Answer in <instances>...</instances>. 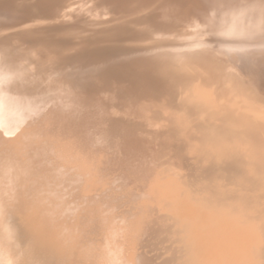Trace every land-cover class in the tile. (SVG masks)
Returning a JSON list of instances; mask_svg holds the SVG:
<instances>
[{
	"label": "bare ground",
	"instance_id": "obj_1",
	"mask_svg": "<svg viewBox=\"0 0 264 264\" xmlns=\"http://www.w3.org/2000/svg\"><path fill=\"white\" fill-rule=\"evenodd\" d=\"M30 1L0 0V264H19L21 261L24 264H61L60 259L63 262L67 261L65 264H154L153 255L148 252L147 243L153 231L161 232L163 226L158 215L159 204L155 205L156 201L153 202V200H156L155 196H151L154 198H151L154 203L152 207L148 204L149 202H144L146 201L143 200L144 196H142L143 199L140 198L142 192L134 194L131 189L126 190L130 195L124 191L127 194L124 197L126 199L124 202H122V198L125 195L122 196L121 191L120 193L114 192L105 195L103 198L105 201L101 202L100 205L103 204L104 207L108 208V215H110L106 218V228L117 232L121 229L120 227H124L122 230L137 232V237L132 238L133 242L137 239L135 244L137 247L135 252L133 251L134 253L132 252L126 257L124 255L125 259H121L117 246L105 252L103 244L98 245L99 247L93 245L95 242L92 240H97L93 232V228H96V226L92 227L89 219L93 220L97 216H94L93 219L90 218L91 215L97 213L92 211L95 209L92 204L94 205L96 202L93 203L92 200L93 195L96 196L94 194L96 191L91 195L92 179H86V170L81 169V165L71 163L72 161L68 157H71V155L67 153V150L70 149L69 145L74 146L72 147L73 152H77L78 144H76L75 139L79 137L84 144L81 145L82 149L95 167V162L99 158L98 152L102 149H97L93 153L92 150H89L93 138L101 144L103 142L109 147L111 145L115 147V143L119 139L131 134L135 135L136 140L139 136L141 140L139 144L146 146V142H148L149 146L152 145V148L148 147V159L153 162L152 165L149 160L151 171L152 168H156L154 170L156 172L155 177L160 175L162 178V163L175 164L178 162L179 157L171 155L170 150H168L171 142L170 124L167 120L163 121L155 118L154 109L158 108V103L153 98H149V95L147 96L150 91H156V86L159 83L153 65L156 62H153L154 57L148 55L147 52L150 50H143L140 47L143 43L141 40L143 35L148 32H150L149 35L159 36L158 38H161L162 42H167L169 45V47L164 45V47L167 46L168 50L165 52V56L163 54L161 57L164 66H177L180 69L181 65L187 64L188 68H184L185 70L194 67L199 68L201 74L208 76L207 80L209 78L215 82L218 81V84L220 82V85L224 88V91L222 90L223 94L226 92L236 94L250 107L264 105V0H66L64 6H61L58 1H51L53 4L49 5L46 13L44 12L45 17L41 15L42 18L34 23L22 24L27 13H30ZM126 8H134L137 9L136 11H148L146 12L149 13L146 15H149L147 28L135 27L131 35L120 37L113 43L106 41L109 38L94 39V41L88 42L87 39L81 36L89 33L83 31H97L98 29L96 27L95 30H91L90 25L81 24L86 15L92 14L98 17L126 16L128 15L125 14ZM124 27H127V25L124 24V26L116 28L115 35L118 36L121 32H123L122 34L128 32ZM73 34H77L79 37L67 39L68 36ZM140 40L141 44L138 42ZM57 41L59 43L54 46L53 43ZM149 41L151 40L149 39ZM150 48L152 49V47ZM163 64L160 63L161 66ZM193 72L195 71L193 70ZM171 81L174 82V80ZM61 105L69 111H72V109L78 110L79 108L83 113L69 115V111L68 113L60 111L59 107ZM94 105L102 106V113L94 110L96 109ZM244 110L246 111V109ZM244 110L242 112L238 111L237 118L242 123L248 124ZM53 111L60 112L57 120L52 118ZM226 113L232 115L230 111ZM66 115L68 116L66 117ZM71 118L72 120H70ZM60 119L66 121L61 123ZM241 122H239L240 125ZM256 125L254 122L255 129L251 131L252 142L264 159V125ZM200 130L198 129V131ZM119 135H121V138L117 137ZM143 136H146V138ZM217 136H219V133ZM129 137L131 136L129 135ZM122 140L118 142L121 144L124 141ZM129 140L130 138L126 142H129ZM130 141L135 146L134 141ZM136 142L138 144V140ZM126 144L125 146H128ZM136 146L138 147V145ZM131 149L134 150V147ZM108 153H111V151L109 150ZM118 153L122 155L123 152ZM130 153L127 156H130ZM99 154L101 156V153ZM127 156L122 157L126 158ZM108 157L112 158L109 154ZM100 159L103 160V158ZM112 160L110 159L111 162H113ZM121 160L124 161L122 158ZM103 162H105V159ZM115 162L117 163V161ZM121 164H124L125 169L126 162H121L119 166ZM115 167L117 168V166ZM148 168L146 169L148 170ZM117 169L119 170V168ZM124 169L121 172L124 173ZM142 172L145 174V170ZM89 174L88 176L91 177ZM105 175L107 174L105 173ZM145 175L144 177H149ZM95 176L97 175L94 174L92 177L95 178ZM164 179L161 180L163 182L161 193H158L161 198L160 203L166 201L163 195L167 194L165 190L168 181L164 182ZM94 180L93 182H95ZM115 180L119 185L120 180L117 177ZM101 182L103 183V181ZM139 183L141 184V181ZM124 185L126 187L127 184ZM102 186H99V188H102ZM144 186L146 185L144 184ZM232 187L235 188V186ZM97 198L99 199V196ZM100 199L102 200V198ZM262 199L261 201H264ZM96 201L99 203L100 200L96 199ZM123 203L127 207L120 209V205L122 206ZM238 206L242 209L240 205ZM197 208L200 209L199 205ZM257 210L259 209L257 208ZM195 211L194 213H196ZM224 211L223 214L212 211L214 214L211 216L206 213L209 215V218L205 219L206 221L199 224V217L196 222L197 225H200L197 228L198 232L196 230L195 234L200 241L198 243L205 242L211 246L207 245L208 250L211 251L209 255L212 257L211 259L208 258L209 262L213 259L218 260L224 255L232 257L237 248V229L239 230L240 222L238 219L240 218L232 210H230V213ZM92 212L94 213L91 214ZM182 212L184 214V208ZM243 213L245 214V212ZM18 216L24 218L25 223L18 220ZM241 216V218H244L242 214ZM249 216L248 218L251 217ZM252 218L255 220V217ZM249 220L251 221V218ZM263 220L260 219L259 222H264ZM255 222H258V218ZM252 223L247 226L250 224L252 226ZM97 224H99V221H97ZM260 225L262 223L259 224V227ZM117 226L118 228H116ZM261 227L258 229H261ZM95 231H98V229ZM262 231L259 234L264 237V229ZM22 234L24 237H22ZM24 241L26 242L25 245L23 244ZM255 243L257 242L255 241ZM101 246L103 248H100ZM254 251V253L258 252L256 249ZM203 252L205 253V251ZM248 252L253 253L252 249ZM243 255L245 256V253ZM260 258L262 257L260 256ZM262 259H260V262ZM171 260V256L166 259L167 262ZM222 260L224 261L223 258ZM251 262L248 261V263ZM239 263L241 262L238 261ZM257 263L259 262L256 261Z\"/></svg>",
	"mask_w": 264,
	"mask_h": 264
},
{
	"label": "rangeland",
	"instance_id": "obj_2",
	"mask_svg": "<svg viewBox=\"0 0 264 264\" xmlns=\"http://www.w3.org/2000/svg\"><path fill=\"white\" fill-rule=\"evenodd\" d=\"M51 1L52 2L58 1V3H61V6L63 4L64 5L66 4V2H65L66 0H31L30 1V6H31L30 7V13H27L26 17L22 21V24L34 23V22L38 21L39 19H41L42 17H45L46 16L45 13H46L47 8L49 7V5L53 4ZM38 7H40V8H38ZM33 9L34 10L36 9V10L34 11ZM136 10L137 9H134V8H132V9L126 8L125 14H128L126 16L125 15H123V16L122 15H114L111 17H100V16L98 17V16H95L92 14L86 15L84 21H82L81 24L90 25L91 30H95L96 27L98 29H97V31H89V30L83 31V32H89V33H86L85 35H81V36H83L85 39H87L88 42L94 41V39L95 40H102L104 38H109V39H111L110 40L111 42L108 41L109 39H106V41L109 43H113L116 41V39H118L120 37H126L127 35H131V32L134 31L133 29H135V27H140L142 29H146L147 28L146 26L148 24L147 19L149 17V15L146 16L147 14H149L146 12H148V11H146V10L145 11L144 10L136 11ZM41 15H42V17H41ZM120 16H122V17L120 18ZM127 16H129V17H127ZM120 19H121V21H120ZM107 21H108V23H107ZM105 23H106V25H105ZM124 24L127 25V27H124V28L129 33L126 32V33L122 34L123 32H121L118 34V36H116L115 35L116 28L118 29V28L122 27V25L124 26ZM116 26H118V27H116ZM146 32H148V31H146ZM148 33H150V32H148ZM148 33H145L143 35V37L141 39L143 43L141 42V40L138 42L142 43V44L140 43L141 44L140 47L143 50H150L149 52H147L148 55H151L154 57L153 62L154 61H156V62H154L153 65L155 66L156 74L158 75L157 80L159 83L156 86V91L155 90L150 91L147 94V96L149 95L148 96L149 98H153L156 101V103H158L157 104L158 108L154 109L155 110V118L161 119L163 121L167 120V122L170 124L169 132H170L171 142L168 146V150H170L169 153L171 155L173 154L176 157H179V160L175 164H173V163L172 164L171 163H168V164L162 163V165H161L162 178L160 175L159 176L156 175V177H155L156 172L154 170L156 168H152V171H151V169L149 167L150 166V163H149L150 159H148V156H149L148 147L152 148V145L149 146L148 142H146V146H147V148H146V146H144L143 144H141V143L139 144V142H141V140H140L138 135L137 136L139 139L137 138V140H138V144H137V142H136L137 140H136L135 135L129 134L131 136V137H129V135L127 134L126 136H124V138H121V135L117 136L118 138H121L119 140L123 139L124 141L122 140L123 142H121V144H120L118 142L119 140L117 141V139H115L117 141V143H115V145H116L115 147L113 145H111V147H109L106 143L104 144L103 142L101 144V142L99 143V141H95L93 138L91 140L92 142H90L91 146H90L89 150L90 151L92 150V153H93V151H95L97 149H100V150L102 149L101 151L98 152L99 158H97V160L95 162V167H94V164L91 162V159L87 158L86 153L84 152V150L81 147V145L83 144V141L79 137H77V139H75L76 144H78V146L76 148L77 152H73L72 147H74V146L69 145L70 149L67 150L68 151L67 153H69V155H71V157L70 156H68V157L72 161L71 163L76 164V165H81L80 168L86 170V173H87V174H85L86 179H89V178H90V180L92 179L91 180L92 181L91 187L94 186V184H95V186L93 188L90 187L91 195L95 191L97 192V193L96 192L94 193V194H96V196L93 195L92 202L98 203V201H96V199L100 200L98 204H96V203H94V205L92 204V207L95 208V209L92 208L93 209L92 211L97 212L98 214L92 212L91 214H93V213L94 214L91 215L90 218L93 219L94 216H96V215H97L96 216L97 218L95 217L93 220L89 219V221L91 223L90 225L92 227L96 226V228L98 229V231H95L97 229L93 228V232L95 234L94 236H96V238L95 237L94 238L97 240L99 238H101V239H99V241H97V240L94 241V239H93L92 241L96 243V244L94 243L93 245H96V246L99 245L100 246V244L101 245L103 244L102 246H104V248L102 246L100 248H103L105 250V252L113 249L114 246H117V248L119 249V252H120L121 259H125V257L129 256V254H131L133 251L135 252V248L137 247L135 245L137 239L134 240V242H133V239H134V237L135 238L137 237V234H136L137 232L135 233L134 231H129V230H125V229L122 230V228H124V227H120L121 229H119V230L117 229L118 231L116 230L119 233L113 232L112 230L107 229L106 228L107 227L106 226V218L110 217V215H108V208L104 207L103 204L100 205L101 202L105 201V200H103L105 195H110L109 193L113 194L114 192L120 193V191L122 193V196L125 195L122 198V202L126 201V199L124 197H126L127 194H125V192L128 193V191H126V190L131 189L134 192V194H136L138 192H142L141 194L138 193L141 195L140 198H142V196H144L145 198L144 199L142 198L143 200H146L144 202L145 203L149 202L148 204L152 205V207H153L154 201H156L155 205L159 204L158 208H160V209H158V212H159L158 215L161 218V221H160L161 225L163 224L162 230H160L161 232L153 231V233L150 235V238L148 237L150 240L147 243V249H149L148 252L151 255H153V263L154 264H214V262H215V264L217 262L219 264H222V262H223V264H225V263L226 264H233V263L238 264V261L241 262L242 264H246V263H248V261L249 262L252 261L251 263H248V264H253V263L256 264V261L259 262L257 264H263L264 263V237H263V235H261L259 233H261V231L264 229V227H261V226H264L263 225L264 222H262V221L259 222V221H260V219H262V220L264 219V218H262V217H264V206H263L264 201H261V198H263L262 200H264V195H263L264 194V183H263V181H264V173H263L264 172V159L262 158L260 152H258L256 150V148L254 147V144L252 142V132L251 131H252V129H255L254 128V122H255V124H257L256 126H261L259 124L264 125V109H263L264 105L262 104L261 106L259 105L257 107H250L246 104V102H244L236 94H232L230 92L229 93L226 92L227 94L226 93L223 94L224 92H222V90L224 91V88L220 85V82L218 84L217 83L218 81L215 82L213 80H210L209 78L207 80L206 78L208 76L201 74V71L199 70V68L194 67V68H191L190 70H185L188 68L187 64L181 65L180 66L181 70L179 68H177V66H171V65L170 66H167V65L164 66V64L161 62L162 61L161 57L163 54L165 56V52H167V50H168L167 46L169 47V45L167 42H162L160 40L161 38L160 39L158 38L159 36H153L152 34L149 35ZM73 35L68 36L67 39H74L76 37H79V35H77V34H73ZM113 35H115V36H113ZM92 38H93V40H92ZM143 38H145V39H143ZM149 39L151 41H149ZM58 43L59 42L57 41L56 43H53V44H54V46H57ZM53 44H51V45H53ZM146 45H148V46H146ZM152 45L154 46V48ZM164 45H167V46L164 47ZM150 47H152V49ZM147 48H150V49H147ZM161 50H163L162 52H164V53H162ZM153 51H155V52H153ZM151 52H152V54H151ZM156 63L159 66H161L160 63L163 65L161 67H159ZM193 70L195 72H193ZM168 74H170V75H168ZM171 80H174V82ZM184 100H185V102H184ZM226 105H227V107H226ZM95 106L96 105H94V108H96V109H94V110H96L98 113L101 112L102 106H99V105H97L96 107ZM224 107L226 109L227 108L228 109L226 110ZM258 107H259V110H258ZM59 109L61 112H64V113H68V111H69L63 105H61L59 107ZM244 109H246V111ZM243 110L246 113V118H247L248 124L242 123L237 118V114L239 112H242ZM229 111L232 112V115H229L226 113ZM79 112H81V110H79V108H78V110L72 109V111H69V115H71V114L74 115L76 113L79 115ZM81 113H83V112H81ZM59 115H60V112L53 111L52 118H56L54 120H57ZM159 115H161V116H159ZM67 116L68 115H66V117ZM70 120H72V118ZM65 121L66 120L60 119L61 123L65 122ZM208 122H210V123H208ZM239 122H241V125L239 124ZM250 124H251V126H250ZM236 125H238V126H236ZM191 127H193V128H191ZM197 128L199 130L201 129L200 130L201 132L198 131ZM218 133H219V136H217ZM127 136L130 138V140H132V142L134 141L133 144L135 146H133L131 144L130 140H129V142H126L127 139H129ZM207 136H208V138H207ZM227 136L228 137L230 136V137L228 138ZM143 137L146 138V136H143ZM124 142H126L127 144ZM221 142H223V143H221ZM125 144L128 146H125ZM129 144H130L131 148L134 147V150L129 147ZM95 145H97V146L95 147ZM136 145H138V147ZM217 145H219V146H217ZM241 145H243V146H241ZM107 147H109V148H107ZM124 147L125 148L127 147L126 150ZM136 147L138 148V151H137ZM185 147H187V148H185ZM209 147H210V150H209ZM105 148H107V149H105ZM206 148H208V149H206ZM211 148H213L214 150L213 149L211 150ZM221 148H223V149H221ZM244 148H245V150H243ZM224 149H225V151H224ZM109 150L111 151V153H108V154L112 158L108 157L107 152H109ZM113 150H115V151H113ZM120 150H123V151H120ZM128 151L131 152L130 153L131 157L127 156V155H129ZM118 152H120V153L123 152V153H122V155H120ZM220 152H221V154H220ZM99 153H101V156ZM112 153H114V154H112ZM228 153H230V154H228ZM124 154L127 156L126 158L122 157V156H125ZM104 155H107V156H104ZM128 157H130V158H128ZM231 157H232V159H231ZM246 157H248V158H246ZM100 158H103V160ZM121 158L124 159V161L126 162L125 169L123 167L125 163L123 165L121 164V166H119L121 162L122 163L124 162L123 160H121ZM104 159H105V162H103ZM107 159H109V160L107 161ZM110 159L111 160L113 159L112 160L113 162H111ZM119 159L121 160V162ZM213 159L216 162H214ZM233 159H235V160H233ZM237 159H239V160H237ZM247 160H248V162L249 161L250 162L249 163L246 162ZM109 161H110V163L108 164ZM115 161H117V163ZM98 162H101V163H98ZM132 162H133V164L130 165V163H132ZM152 165H153V162H152ZM242 165H244V166H242ZM114 166H117V168H119V170L116 167L114 168ZM128 166H132V167H128ZM256 166H260V167H256ZM101 168H103V169H101ZM104 168L106 169V171ZM146 168H148V170ZM97 169H99V170H97ZM122 169H124L123 170L124 173L121 172ZM240 169H241V171H240ZM251 169L252 170L254 169V170L252 171ZM257 169H259V170H257ZM93 170H95V171H93ZM115 170H117V171H115ZM144 170H145L146 175L144 174V172H142ZM100 171H101V173H100ZM250 171H252V172H250ZM109 172H110V174H109ZM126 172H128L127 174H129V175H127ZM105 173L107 175H105ZM225 173H226V175H225ZM88 174L91 175V177L88 176ZM94 174L97 175V176H95V178L92 177V176H94ZM108 174L111 176L109 177ZM168 174L169 175L173 174L174 176L172 175L170 177ZM248 174H249V176H248ZM144 175L149 176V177H144ZM116 177H117V179L120 180L119 185L116 183V180H115ZM158 177H160V178H158ZM100 178H101V180H100ZM103 178H105V179H103ZM174 178H175V180H174ZM244 178H246V179H244ZM138 179L141 181V184L139 183L140 181ZM162 179H164L163 180L164 182L168 181L166 183L168 186H166L165 192L167 191L166 193L169 195H167V194H165L166 196L163 195V198H165V200H166V201H162V203L164 205L162 203H160L161 198L158 196V193H161L160 191H161L162 185H163V182L161 181ZM178 179H179V182H178ZM242 179H243V181H242ZM93 180L95 182H93ZM111 180L114 182H112ZM151 180H154V181H151ZM98 181H100V182H98ZM101 181H103V183ZM137 182L139 183L140 186L142 184L143 185L140 187ZM96 183H98L97 186H96ZM100 183H102L103 186L104 185L105 186L107 185V186L103 187L102 184L100 185ZM111 183H113V184H111ZM123 183L127 184L126 187ZM144 184L146 186H144ZM178 184H179V186H178ZM260 184H262L263 186ZM230 185L235 186V188L230 186ZM99 186H102L103 189L99 188ZM97 187H98V189H96ZM116 187L119 189L116 190L117 189ZM125 188H127V189H125ZM168 188H169V191H168ZM140 189L142 191H138ZM176 189L178 192L176 191ZM100 190H103V191L101 192ZM106 190H107V192H106ZM151 190H152V193L150 194ZM255 190H257V191H255ZM256 192L259 196H256L257 195V194H255ZM239 193L240 194L242 193L243 195L242 194L240 195ZM100 194H102V195H100ZM156 195L158 196V199H157ZM97 196H99V199L97 198ZM114 196H116V195H114ZM151 196L152 197L155 196L154 198L156 200H153V202H152V199H154V198H152ZM172 197H173V199H172ZM183 197H185V198H183ZM238 197L241 199L239 200ZM94 198H96V199H94ZM100 198H102V200ZM177 199H179V200L177 201ZM171 200H173V201H171ZM188 201L191 203H189ZM240 203H242V204H240ZM198 205H199L200 209L197 208ZM238 205H240L243 210ZM174 206H176V207H174ZM126 207L127 206L125 205V203H123L122 206L120 205V209H123ZM180 207L182 208V210L184 208V211H185L184 214H186L187 216L183 214ZM253 207H255V208H253ZM102 208H103V210H102ZM161 208L162 209L164 208V209L162 210ZM257 208L259 210H257ZM98 209H99V211H98ZM229 209L232 210L234 213H237L236 214V215H238L237 217L240 218V219H238V221L240 222L238 228H239V230L240 229H242V230L239 231L237 229V238H238V244H237V248H236L237 251L235 250L234 255H232V257L224 255V256L220 257L221 260L219 258L218 260L213 259L214 262L212 260H210V262H209L208 260L212 258L209 255L211 251L208 250V246L210 244L209 243L207 244L205 242L201 243V244L198 243L199 240L197 238V235H195V234H196V230L198 232L197 228H199L200 225H197L198 223L196 224V222L199 220V217H200L199 224L206 221L209 218V215H207L208 213L210 214V216L213 215L214 212L215 213L220 212L221 214H223V210H225L224 212L228 211L230 213ZM247 209L250 210L251 212L248 211ZM105 210H107V211H105ZM195 210H197V211H195ZM199 210L200 211L203 210V211L200 212ZM194 211L196 213H194ZM212 211H214V212L212 213ZM242 211L245 212V214ZM241 214L243 215L244 218H241L242 217ZM195 215L196 216L198 215L197 216L198 219L196 218ZM188 216H190V217L188 218ZM191 216H192V218H191ZM204 216H206V217H204ZM248 216L251 218V221L249 220L250 218H248ZM20 217L21 216H18V218H19L18 220L24 221V218L21 217V219H23V220H21ZM177 217H179V219H177ZM252 217H255V220ZM257 218H258V222H255L257 220ZM97 221H99V224H97ZM119 221H120V219H119ZM247 222H248V224L251 222H253L254 224L252 223V226H251V224L249 226H247L248 225ZM24 223H25V221H24ZM261 223H262V225H260V227L262 230L258 229V228H260L259 224H261ZM178 224H180V225H178ZM255 224H257L256 225L257 227L255 226ZM97 225L98 226L100 225V226L98 227ZM242 225H244L245 227L244 226L242 227ZM195 226H196V228H194ZM246 226H247V228H246ZM254 226H255V228H254ZM240 227H242V228H240ZM250 227H252V228H250ZM116 228H118V226ZM243 228L246 230H244ZM155 229H156V227H155ZM247 229H250V230L247 231ZM252 229H254V230H252ZM249 231H251V232L253 231V232L251 233ZM98 232H100L101 235L102 234L103 235L101 236L100 233H98ZM192 232H194V233H192ZM178 233H179V235H178ZM96 234H99V235H96ZM125 234L126 235L128 234L130 238L128 237V235L126 236ZM191 236H193V237H191ZM257 236H258V238H257ZM22 237H24L23 234H22ZM118 237H120V238L118 239ZM127 237H128V239H127ZM124 238H126L127 240ZM107 239H108V241H106ZM239 239H240V241H239ZM255 241L257 243H255ZM259 242L261 245L259 244ZM25 243L26 242L24 241L23 244L25 245ZM127 245H129V246H127ZM247 245H248V247H247ZM258 246H260L259 247L260 249L258 248ZM195 247H196V249L198 248V250H196ZM209 247H211V246H209ZM210 249H212V248H210ZM250 249H252L253 253L255 252L254 251L255 249L258 252L254 253V256H253V253L248 252V250L250 251ZM203 251H205V253ZM242 252L245 253V256L243 255ZM207 254L209 257L207 256ZM124 255H125V257H124ZM170 256H171L172 260L170 262L169 261L167 262L166 259L169 258ZM247 256H248V259H247ZM260 256L263 259L260 258ZM205 258H206V260H205ZM222 258L224 259V261L222 260ZM259 258L263 260V263H262V260L260 262ZM226 259H228V260H226ZM240 259H243V260H240ZM225 260H226V262H225ZM246 260H248V261H246ZM205 261H207V262L203 263ZM66 262L67 261L63 262L60 259L61 264H65ZM244 262H246V263H244ZM241 263H239V264H241ZM19 264H24V263L21 261Z\"/></svg>",
	"mask_w": 264,
	"mask_h": 264
}]
</instances>
